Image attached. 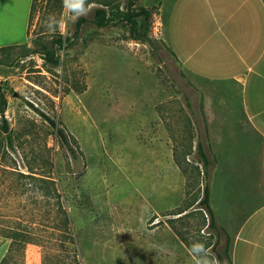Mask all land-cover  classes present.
I'll list each match as a JSON object with an SVG mask.
<instances>
[{
    "label": "rangeland",
    "instance_id": "1",
    "mask_svg": "<svg viewBox=\"0 0 264 264\" xmlns=\"http://www.w3.org/2000/svg\"><path fill=\"white\" fill-rule=\"evenodd\" d=\"M105 1L112 23L97 26ZM126 2L87 0L76 33L62 0H0V264H193L192 240L230 250L221 222L237 216L225 222L221 185L264 188V140L228 149L205 116V96L238 86L175 58L163 32L172 0L135 1L152 11L150 43L129 36ZM50 13L66 36L42 27ZM206 181L218 228L198 203Z\"/></svg>",
    "mask_w": 264,
    "mask_h": 264
},
{
    "label": "crops",
    "instance_id": "2",
    "mask_svg": "<svg viewBox=\"0 0 264 264\" xmlns=\"http://www.w3.org/2000/svg\"><path fill=\"white\" fill-rule=\"evenodd\" d=\"M163 32L186 70L238 86L204 99L205 116L228 149L251 135L264 140V0H172ZM251 182L248 189L221 185L230 208L225 222L237 216L230 228L220 220L233 231L232 264H264V188Z\"/></svg>",
    "mask_w": 264,
    "mask_h": 264
},
{
    "label": "trees",
    "instance_id": "3",
    "mask_svg": "<svg viewBox=\"0 0 264 264\" xmlns=\"http://www.w3.org/2000/svg\"><path fill=\"white\" fill-rule=\"evenodd\" d=\"M135 1L136 0H127V2L124 4V8L121 11H118L119 16L121 20L126 24L127 29H128V34L131 38L137 39V40H144L150 43L152 42V39L149 34L150 17H151L152 11L150 8L143 6V5L136 6ZM104 4L106 6L97 7L94 10L93 21L95 22L97 26H106L112 23L107 13V5H109L108 1H105ZM116 9H117V6H116ZM85 21H86V18L84 16H81L79 19H77L76 28H75L76 33L79 31L80 25ZM56 61L57 60H55V62ZM0 112H3V109L1 107H0ZM43 116L50 122V124L55 126V121L53 119H51L47 115H43ZM56 133L59 135L62 141L65 142L69 146L66 135L61 127H56ZM69 148H70V151H73L71 146ZM184 153L187 154V151H185ZM197 153L201 160L202 172L205 178H207L208 168H209L211 161L209 157L207 156L206 152L204 151L203 145L200 141L197 142ZM198 203L200 204V206H203L204 209L207 211V214H208L207 227L218 228L216 225L214 210L210 203V187L207 181L203 185L202 195L199 198ZM219 235H220V232L218 231L216 241L212 245L213 250H215L216 245L219 244V237H220ZM215 256L218 259L219 264H232L230 250L226 247V245L224 246L221 252L215 251Z\"/></svg>",
    "mask_w": 264,
    "mask_h": 264
},
{
    "label": "clouds",
    "instance_id": "4",
    "mask_svg": "<svg viewBox=\"0 0 264 264\" xmlns=\"http://www.w3.org/2000/svg\"><path fill=\"white\" fill-rule=\"evenodd\" d=\"M62 6L66 14L73 17V21L79 19L81 16H87L91 10V6L88 5L87 0H62ZM42 27L48 33L55 34L59 31L62 36L67 35V25L58 19L55 13H50L44 18ZM187 251L192 258L193 264H219L218 259L199 240H192Z\"/></svg>",
    "mask_w": 264,
    "mask_h": 264
}]
</instances>
